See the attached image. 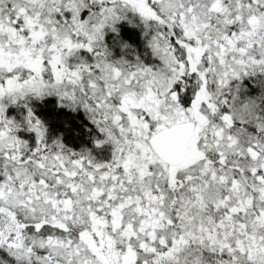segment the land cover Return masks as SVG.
I'll use <instances>...</instances> for the list:
<instances>
[{
	"label": "snow or ice",
	"instance_id": "6c2138e0",
	"mask_svg": "<svg viewBox=\"0 0 264 264\" xmlns=\"http://www.w3.org/2000/svg\"><path fill=\"white\" fill-rule=\"evenodd\" d=\"M121 20L153 62L112 56ZM256 73L264 0H0V264H264V115L238 83ZM46 95L107 160L46 139L26 102Z\"/></svg>",
	"mask_w": 264,
	"mask_h": 264
},
{
	"label": "trees",
	"instance_id": "16d2710c",
	"mask_svg": "<svg viewBox=\"0 0 264 264\" xmlns=\"http://www.w3.org/2000/svg\"><path fill=\"white\" fill-rule=\"evenodd\" d=\"M115 27L118 29L116 33L105 34L106 45L109 48L113 47L117 55L120 43L127 41L131 46L129 49L124 50L128 58L135 59L138 56L142 61H148L150 58L149 50L136 20H133L132 24H129L128 20H121L116 23ZM261 80H264V78L259 75L244 78L242 83L239 84V95L241 99L245 97L257 98V111L259 114L264 115V97H261L259 86ZM29 107L45 126V136L48 141L58 138L66 148H70L74 152L87 149L92 156L98 159L109 153L106 147L99 149L95 147L94 141L98 140L99 133L82 110L60 105L55 97L51 95L31 100ZM8 111L10 116L12 115L15 120L21 122V127L17 131L18 136L31 142L34 139V133L29 131L23 124L24 113L22 109Z\"/></svg>",
	"mask_w": 264,
	"mask_h": 264
},
{
	"label": "rangeland",
	"instance_id": "374dc122",
	"mask_svg": "<svg viewBox=\"0 0 264 264\" xmlns=\"http://www.w3.org/2000/svg\"><path fill=\"white\" fill-rule=\"evenodd\" d=\"M119 22V21H118ZM137 22V24L139 25V27H140V29H141V31H143V25H140L139 24V22L138 21H136ZM116 25V24H115ZM114 25V26H115ZM106 33H113L111 30H108V29H106L105 30V34ZM147 47V46H146ZM110 50H111V52H112V56L114 55V58L115 57H119V56H121V55H125V58L126 59H129V60H132V59H130V58H128V56H127V54L125 53V51L123 50H121V48L119 47V52H117V55H116V53H115V51H114V49H113V47H110L109 48ZM149 50V49H148ZM149 54H150V58H149V60L148 61H143L144 63H151V62H153V60H154V58L152 57V55H151V52H150V50H149V52H148ZM131 54V53H130ZM116 55V56H115ZM134 59V58H133ZM255 75H259V76H261V78L263 77L264 78V74H261V73H256ZM252 76H254V75H246V76H243L242 78H241V80L238 82L239 84H241L242 83V80L244 79V78H251ZM234 84L236 83L235 81L233 82ZM239 93H240V90H239ZM47 96V95H46ZM51 96H54L55 97V99H56V101H57V103H59L60 105H65L64 103H62V102H60V101H58V98L55 96V95H51ZM44 97V96H43ZM41 98V97H40ZM33 99H36L35 97H28V98H26V102H27V104H28V106H29V102L31 101V100H33ZM37 99H39V98H37ZM66 106V105H65ZM70 108V107H69ZM14 110L15 109V111H18L19 109H22V111H23V113L25 114L26 113V108L24 107V102L23 101H18L16 104H12V105H9L7 108H6V115L8 116V117H11V118H14L12 115L10 116L9 114H8V110ZM75 109H80V110H82L84 113H85V110L84 109H82L79 105H77L76 107H75ZM12 113V112H11ZM88 117V116H87ZM15 119V118H14ZM91 121V120H90ZM95 125V124H94ZM95 127H96V125H95ZM97 128V127H96ZM19 130V128L16 130V134L18 135V133H17V131ZM97 131H98V133H99V137H98V140H100V139H103V134L99 131V129L97 128ZM95 147L97 148V149H99V148H102V147H106L107 148V152L109 151V153H107V155H103V157L102 158H100V159H98L97 157H96V159L97 160H107L109 157H110V155H111V150H112V145L110 144V143H103V144H100V145H97L96 143H95ZM0 257H7V253L3 250V249H0ZM10 259V258H9Z\"/></svg>",
	"mask_w": 264,
	"mask_h": 264
}]
</instances>
